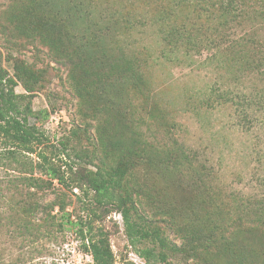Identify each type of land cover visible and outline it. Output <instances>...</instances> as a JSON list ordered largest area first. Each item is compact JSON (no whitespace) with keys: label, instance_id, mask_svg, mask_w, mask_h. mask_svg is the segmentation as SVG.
I'll list each match as a JSON object with an SVG mask.
<instances>
[{"label":"rangeland","instance_id":"1","mask_svg":"<svg viewBox=\"0 0 264 264\" xmlns=\"http://www.w3.org/2000/svg\"><path fill=\"white\" fill-rule=\"evenodd\" d=\"M25 1L0 0V29L4 31L0 32V66L15 79L16 66L21 64L38 76L36 81L31 78L28 82L30 91L16 79L15 91L25 95L21 103L48 112V117L38 122L45 133V149L68 139L67 147H74L82 156L73 159V170L91 167L90 163L100 162L101 153L90 106L74 94L67 68L51 58L48 47L38 38L19 35L15 30V25H21L54 33L46 16L60 11L55 5L60 0L31 2L35 15L27 17L19 15ZM71 1L61 3L71 31L77 37H88L89 32L81 31L91 24V30L104 32L108 40L113 31L121 29L110 19L112 13L125 11L131 3L135 10L130 12L132 17L139 18L159 7L160 2L86 0L90 7L79 11ZM125 31L131 47L147 50V61L140 79L117 83L113 111L119 117L138 119L146 134L161 146L183 145L191 159V166L186 162L182 167L160 159L151 166L139 159L127 161L130 190H141L133 193L138 212L167 236L170 246L165 251L171 264H264V228L242 225L235 219L225 239L208 246L204 237L213 210L212 199L225 209L233 193L264 197V123L255 115L246 126L229 104L208 100L210 87L225 79L224 72L208 59L207 49L188 55L165 52L155 27L149 23ZM230 85L235 90L252 87L247 79ZM29 120L34 121L31 117ZM26 159L38 160L34 154ZM25 175L19 165L0 154V264H92L89 254L82 250L77 227L69 222L87 212L105 228L115 264H144L128 244L115 207L105 216L94 205L93 214L83 209L91 203V192L85 188L62 187L56 181L51 186L42 182L40 188L29 187ZM33 175H40L38 169ZM41 179L46 176L41 174ZM184 234L189 236L182 237Z\"/></svg>","mask_w":264,"mask_h":264},{"label":"trees","instance_id":"2","mask_svg":"<svg viewBox=\"0 0 264 264\" xmlns=\"http://www.w3.org/2000/svg\"><path fill=\"white\" fill-rule=\"evenodd\" d=\"M62 1L55 3L60 11L46 16L54 33L45 34L36 27L28 30L21 25H15V30L19 35L38 38L48 47L51 58L67 68L72 91L81 103L91 108L100 162L73 170L75 160L82 156L74 147H67L68 139L50 146L48 151L45 149V133L38 122L47 118L48 112L34 110L28 102L21 103L25 95L15 91L16 79L22 80L24 88L30 91L28 82L38 77L23 64L16 66V79L8 76L6 69L0 66V154L28 174L23 178L29 187L40 188L42 182L51 186L52 181H56L62 187H80L91 192V203L84 205L85 211L95 214L96 205L106 216L111 207H115L121 215L128 244L144 264H171L165 251L170 246L167 236L153 226L149 218L140 215L134 205L133 193L139 194L141 190H130L126 164L139 159L151 166L160 159L174 167H182L186 162L191 166V159L183 145L161 146L146 134L138 119L119 117L113 111L117 83L140 79L147 61V50L142 52L131 47L125 30L149 23L155 27L165 52L181 51L188 55L207 49L208 59L224 72L225 79L210 87L208 100L229 104L235 117L246 126L255 115L264 123V0H160L159 7L139 18L132 17L130 12L135 10L129 3L125 11L118 9L111 14L110 19L121 29L113 31L109 40L104 32L91 30V24L81 31L82 34L89 32L90 36L77 37L78 34L68 27ZM31 2L36 0H26L19 15H35ZM71 3L76 4L79 11L90 7L86 0H72ZM0 32H4L3 29ZM25 76L29 79L24 80ZM245 79L250 81L251 89L230 87V83ZM21 154L27 157L34 154L38 160L24 159ZM34 169H38L39 176L33 175ZM195 173L201 174L196 168ZM41 174L46 176L45 180L41 179ZM229 197L227 211H223L221 202L211 200L213 210L204 235L208 246L225 239L235 219L242 225L249 223L264 228V197L239 192ZM91 215L87 212L74 221L68 220L77 227L82 250L89 254L92 264H115L105 228L96 224Z\"/></svg>","mask_w":264,"mask_h":264}]
</instances>
